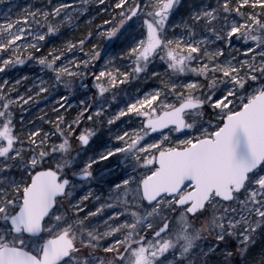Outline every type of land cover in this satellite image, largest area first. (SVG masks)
<instances>
[{
  "label": "snow or ice",
  "instance_id": "snow-or-ice-1",
  "mask_svg": "<svg viewBox=\"0 0 264 264\" xmlns=\"http://www.w3.org/2000/svg\"><path fill=\"white\" fill-rule=\"evenodd\" d=\"M0 264H264V0H0Z\"/></svg>",
  "mask_w": 264,
  "mask_h": 264
}]
</instances>
